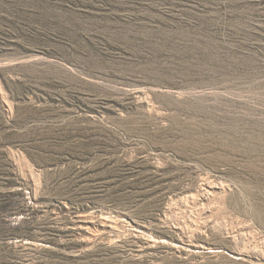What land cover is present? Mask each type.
<instances>
[{
    "label": "rangeland",
    "instance_id": "1",
    "mask_svg": "<svg viewBox=\"0 0 264 264\" xmlns=\"http://www.w3.org/2000/svg\"><path fill=\"white\" fill-rule=\"evenodd\" d=\"M0 264H264V0H0Z\"/></svg>",
    "mask_w": 264,
    "mask_h": 264
}]
</instances>
